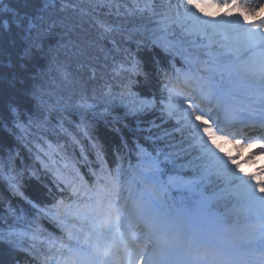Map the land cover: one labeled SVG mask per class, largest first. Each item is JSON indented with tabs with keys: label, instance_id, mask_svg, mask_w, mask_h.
Listing matches in <instances>:
<instances>
[{
	"label": "snow or ice",
	"instance_id": "snow-or-ice-1",
	"mask_svg": "<svg viewBox=\"0 0 264 264\" xmlns=\"http://www.w3.org/2000/svg\"><path fill=\"white\" fill-rule=\"evenodd\" d=\"M224 7L229 12L238 9L239 14L233 19H216V14L208 11ZM101 8H108V15L115 9L123 23L102 19ZM260 11H264V0H179L175 5L171 0L163 4L156 0H14L11 6H0V70L2 59L7 58V80L14 89L29 78H45L53 67L69 80L72 73L60 60L61 52L84 54L85 50L65 37L85 31V25L98 29L101 38L114 44L119 34L133 41L136 48L135 52L119 48L123 58L114 60L111 67L118 91L105 86L108 102L119 99L132 115L159 108L162 115L175 121L176 131L188 135L189 148L197 153L181 165L192 168L196 175L179 182L171 176L165 182L159 153L152 155L139 144L136 151L145 158L143 167L133 169L130 180L121 176L119 164L114 170H106L102 164L101 174L92 173L96 179L91 186L79 173V181L53 173L56 188L61 193L69 190L70 202L58 198L46 206L29 200L19 180L10 177V189L36 210L35 219L43 216L55 221L63 235L42 237L39 225L31 232H17L9 226L0 232V243L26 251L38 264H264V167L256 173L246 172L237 158L224 153L217 143L219 138L241 148L258 147L259 152L252 155L264 154V134L248 137L236 127L243 108L255 111L258 107L264 112V17L250 21ZM246 22L251 26L246 28ZM233 34L236 38L228 43L216 39ZM186 43L206 49L207 59L200 60ZM214 45H218L217 51H213ZM144 50L152 53L150 68L138 55ZM177 56L188 64L199 63L200 68L195 74L176 68ZM189 80L198 84V94L180 87ZM156 86L162 94L159 98L152 91ZM139 87L148 91L142 94L135 90ZM17 91L37 109L50 106L43 85L34 83L30 90ZM226 106L232 110L231 123L221 119ZM79 107L92 105L85 101ZM28 111L13 97L0 107V125L9 132L23 131L22 117ZM175 155L180 158L191 153L182 148ZM33 176L40 179L36 173ZM218 180L224 181V188L209 194L205 186ZM170 188L198 197L199 212L167 205L164 196ZM228 196L242 200L245 219L240 227H220L210 219L207 209ZM25 237L32 243L22 247Z\"/></svg>",
	"mask_w": 264,
	"mask_h": 264
},
{
	"label": "trees",
	"instance_id": "trees-1",
	"mask_svg": "<svg viewBox=\"0 0 264 264\" xmlns=\"http://www.w3.org/2000/svg\"><path fill=\"white\" fill-rule=\"evenodd\" d=\"M119 2L130 3V0H119ZM156 3L163 4L164 0H156ZM98 11L102 19L118 24L123 23V17H117L115 9H112V15H108V8H101ZM88 29L92 30L91 35L87 34L86 29L73 35L75 42L84 48V54L75 56L70 52L65 54L63 51L61 54H70V58L76 57L80 62H82L80 59L82 56L83 59L87 57L86 60L84 59L83 69L80 68L83 70L84 75H82L79 82L92 88L100 74H102L103 77H107L106 79L103 78L107 83L110 81L113 91H118L116 87L118 81L112 79L111 67L114 60L119 62L123 58V53L119 48H128L135 52V43L116 34L117 44H114L110 39L101 38L98 29L89 26ZM176 33L177 35L180 34L179 28L176 29ZM67 38L68 36L65 37V40ZM218 38L217 40L228 43L226 39ZM200 43L201 41L197 40V45ZM204 43H207V41L205 40ZM69 47L71 48V45ZM95 47L103 48L105 52L102 53ZM185 47L193 53H198L200 60L207 59L206 49L193 47L187 43ZM94 48L97 53L91 55L92 52L88 51L90 49L94 50ZM108 50L109 53H106ZM217 50L218 45H214L213 51ZM154 51L159 52L158 49ZM138 55L149 62L146 66L150 68L152 53L144 50ZM105 56L106 58L102 61ZM94 59H97L101 65L104 64L105 70L102 67V70H99L97 65L95 66L98 68L91 69L96 63ZM105 59H108V61ZM109 62L111 63L110 66H108ZM174 62L176 68H180L186 63L179 56L176 57ZM195 64L200 67L199 63ZM89 75L92 76L90 83ZM28 85V81H25L24 84L17 83L16 89L30 90L32 87L27 89ZM135 90L141 91L142 94L148 91L143 87ZM152 91L158 98L162 95L158 86ZM14 96L17 97L15 94L10 98L12 99ZM45 97L49 99L48 92ZM50 100L53 101L52 97H50ZM17 101L22 108L29 109L22 117L25 122V130L13 129L12 132H9L3 125H0V232L8 230L9 226L17 232H31L39 225L42 237H48L51 234L59 238L63 235L55 221L43 216L38 220L35 219L36 210L32 208L27 200L14 195L10 189L8 183L10 177H16L24 195L41 206L51 205L58 198H65L66 202H70L69 190L65 189L61 193L56 188L53 183V173L77 181H79L77 175L79 173L91 186L96 179L92 173L101 174L102 164L106 170H114L119 164L121 166V176L126 180H130L132 179L133 169H136L140 163L141 156L136 151L138 144L145 147L152 155L159 153V158L164 166V175L175 172L189 177L196 175L192 168L181 167L187 159H191L197 154L195 149L189 148L190 139L188 135L186 133L182 135L176 131L175 121L162 115L159 108L143 115H132L118 109L112 116H83L70 107L55 109L49 106V108L37 110L33 107L34 102H24L19 98ZM59 104H66V102ZM29 117H31L30 123L28 122ZM8 126L11 128V123ZM182 148L187 149L191 155H181L180 158H177L175 154ZM165 156H168V160H165ZM42 162L48 165L47 169ZM33 173H36L40 179L37 180ZM224 186V181L218 180L207 184L205 190L211 194L212 192H220ZM49 188L52 189L51 193L48 191ZM173 196L183 205H188L193 201L184 193H174ZM211 210L219 212L223 219L228 222L237 217L241 220L245 218L242 200L236 196H228L225 199L215 201L212 203ZM31 243L25 237L22 247H27ZM44 247L46 248V246ZM0 264H38V262L26 251L12 249L7 244L0 243Z\"/></svg>",
	"mask_w": 264,
	"mask_h": 264
},
{
	"label": "rangeland",
	"instance_id": "rangeland-1",
	"mask_svg": "<svg viewBox=\"0 0 264 264\" xmlns=\"http://www.w3.org/2000/svg\"><path fill=\"white\" fill-rule=\"evenodd\" d=\"M171 2H172V4L175 5V4L179 3V0H171ZM13 3H14V0H3V3L0 4V6H3V5L11 6ZM224 8H210V9H208V11L215 13L216 19H220V18L231 19V16L233 18L236 17V12L238 11V9H233L231 12H228V16L226 17L225 13L221 12V10ZM85 29L87 31V34L91 35L92 30L88 29V25H85ZM80 32H83V31H77L75 33L70 34L66 40L71 41L72 44H77L75 42V40L73 39V35L79 34ZM218 37H222V38L226 39V41L228 42L229 40L235 39L236 35L235 34H233L231 36L218 35L216 37V39H219ZM95 48L99 51H102V53L105 52V49H103V48H100V47H95ZM95 48H94V50L90 49L88 52H92L91 55H93L94 53H97L95 51ZM69 52H70V54H73L75 56H78V55L80 56V54H76L74 51H69ZM106 53H109V50ZM70 54L65 55L64 53H62L60 55V60L62 62H65L68 65L69 71L72 73V77H70L69 80H64L63 77L59 73H57L55 71V68L53 67V69L43 79H39L37 81H32L30 78L27 79L26 81H28V83H29L27 89H29L30 87H33L34 83L36 85H43L46 92H48L50 97H52V99H53V101H52V100L45 97V99L49 100V105L52 108L65 109V108L70 107V108L80 112L83 116H89V115L112 116L114 114V112L117 111L118 109H121V111H124L126 113H129L128 110L120 103L119 99H117L114 102H108L107 98L104 95V92H105V86L111 85V84H110V81H108V83L106 82L105 79L107 77L105 78V76L103 77V75L100 74V77L94 83V86H92V88H89V86H87L86 84L84 85L82 82H79L82 75H84L83 70H82L83 69L82 66L85 63V60L87 57L86 58L84 57V59H85L84 60L83 56H82V58H80L82 62H80L78 59H76V57L70 58ZM104 58H106V56L103 57L102 61H104ZM12 59H13V61H15V54H13ZM105 60L108 61V59H105ZM95 62L96 63H94V65L91 67V69H95V68L99 67L98 69L102 70L101 69V67H102L105 70L106 67H104L105 66L104 64L101 65L97 59L95 60ZM2 63L4 65V67L2 70H0V75L4 76L5 78L0 79V107H2L3 104L6 103L8 100H10L11 99L10 97L12 95H15V94L17 96V97L14 96L16 98V100H18V98H19L22 101L29 103V98L27 96L20 95V93L17 92L16 86L14 89L8 83L7 77L10 75V70L7 69V67H6V65L8 63L7 58H3ZM95 65H97L98 67H96ZM110 65H111V63L109 62L108 66H110ZM80 68H82V69H80ZM187 71H191L190 68H188V67L185 68L184 72H187ZM90 78L92 79L91 75H89V83L91 81ZM103 78H105V79H103ZM108 80H109V78H108ZM78 82L80 83L79 85H81V86H79L77 84ZM86 88H87V90H86ZM85 101L87 102V104L92 105V107L91 108L79 107V104L84 103ZM61 102H66V104H59ZM185 107H186V105H185ZM37 110H40V109H37ZM217 143H219L221 145V147L224 149V153H227L230 155L232 153H235L234 152L235 147L233 146V143H230V142L225 141V140H221L219 138H217ZM224 153H221V154L223 155ZM115 155H116V153H115ZM144 159L145 158L142 157L141 162H140L141 167H143V160ZM245 171L248 173H253V168H247ZM170 176L175 178L178 182L180 181V179L189 180L185 177H182L180 175L175 174V175H169L166 178L163 177L164 181L167 182V180ZM169 190L181 191L178 188H170ZM166 204L169 206H172V205H174V202L170 201V202H166ZM211 217H210V219L216 225L220 226L217 222L216 217L215 216H211ZM220 227H222V226H220Z\"/></svg>",
	"mask_w": 264,
	"mask_h": 264
},
{
	"label": "bare ground",
	"instance_id": "bare-ground-1",
	"mask_svg": "<svg viewBox=\"0 0 264 264\" xmlns=\"http://www.w3.org/2000/svg\"><path fill=\"white\" fill-rule=\"evenodd\" d=\"M222 13H228L229 9L225 7L224 9L221 10ZM239 14V10L236 12V16ZM262 17H264V11H260L256 14L255 18L253 19L250 17L251 22H258ZM231 19L233 17L231 16ZM246 28L251 26L250 22H246L244 25ZM259 31V30H258ZM226 111V107L224 110L221 111V115L224 114ZM232 121V120H231ZM264 131V130H263ZM261 130H255V129H248V130H243L244 133L247 134L248 137H254L258 135L264 134V132ZM235 147V153H232L231 155L234 158H237V162L241 164V167L246 170L247 168H253V173L258 172V170L261 167H264V154H256L252 155L253 152L258 153L259 148L257 147L256 149L253 148H248V147H239L238 145L233 144ZM248 160L249 162H245ZM258 264V262H257Z\"/></svg>",
	"mask_w": 264,
	"mask_h": 264
}]
</instances>
